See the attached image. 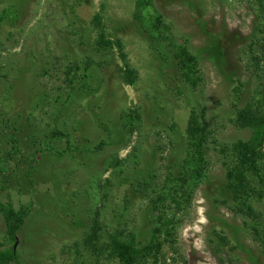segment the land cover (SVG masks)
Listing matches in <instances>:
<instances>
[{"label": "rangeland", "instance_id": "374dc122", "mask_svg": "<svg viewBox=\"0 0 264 264\" xmlns=\"http://www.w3.org/2000/svg\"><path fill=\"white\" fill-rule=\"evenodd\" d=\"M136 1L0 0V14L10 9L17 17L15 24L7 19L0 25V203L30 208L11 264H73V253L64 249L81 239L94 211L111 229H150L143 188L150 184L154 198L166 177L179 171L191 109L204 110L214 141L205 177L175 215L179 254L166 245L163 264H264L243 221L216 203L225 198L219 147L249 138L230 120L255 88L243 55L254 27L253 2L151 0L144 15L161 16L175 41L186 42L199 61L201 82L192 89L134 24ZM99 12L105 32L121 40L127 63L138 73L133 86L118 78L122 61L116 52L98 57L91 51L90 23ZM88 57L100 65L89 71V90L76 84L67 100L63 67ZM132 109H139L140 128L127 137L120 113ZM55 128L66 129L76 148L62 158L54 152L66 149L64 141L45 137ZM101 142L106 146L94 152ZM114 159L120 164L109 166ZM254 206L264 215V202ZM214 232L224 233L236 250L216 255ZM8 246L0 216V249Z\"/></svg>", "mask_w": 264, "mask_h": 264}, {"label": "trees", "instance_id": "16d2710c", "mask_svg": "<svg viewBox=\"0 0 264 264\" xmlns=\"http://www.w3.org/2000/svg\"><path fill=\"white\" fill-rule=\"evenodd\" d=\"M256 13L252 33L243 49L246 59V70L255 82L252 95L242 107L235 106V117L230 124L238 131H248L247 140H238L229 145L219 147L218 154L223 170L225 186L224 199L217 201L219 206L227 208L234 217L243 221V230L264 255V215L255 208V204L264 202V0H250ZM151 5V0H137L133 12V22L139 30L150 40V48L162 61L171 62L179 75L181 82L192 89H196L200 82L199 61L188 48L186 42L177 43L170 34V28L164 25L161 16L146 17L144 12ZM74 5L71 6L73 14ZM103 11V7H101ZM3 10L0 14V25L4 20L16 23L17 17ZM102 12L95 14L91 20V32L94 38L90 42L91 51L98 57H109L117 53L122 61L117 76L126 86H133L138 80V73L127 63V55L120 39L109 36L103 28ZM82 45V44H81ZM159 45L160 48H157ZM162 47V49H161ZM59 63L60 60L56 59ZM60 64V63H59ZM93 67H100L90 57L83 61H68L63 67L62 84L67 93V100L75 91L87 92L89 71ZM61 91V89H58ZM240 87L233 90L238 99ZM204 110L191 109L184 136V158L176 174L166 177L161 188V194L149 197L150 184L143 188L144 196L148 199L152 219L147 218L149 224L146 232L131 231L121 227L110 228L101 221L100 212L94 211L89 218V226L79 241L65 247L73 253V264H163L164 248L176 254L177 223L175 215L181 210L183 203H188L194 185L205 177L208 162L206 160L209 145L212 144L213 131L210 128ZM141 115L139 109H132L120 113L121 128L125 136L131 137L140 128ZM173 130V128H172ZM65 131V132H64ZM57 128L49 132L46 138H53L66 144L64 151L54 152L57 158L71 153L73 144L69 140L66 129ZM213 140V141H212ZM106 144L101 142L94 152L101 151ZM40 153V151L38 152ZM116 159L109 166H117ZM106 172V171H105ZM120 174V171H119ZM105 185L108 187L109 181ZM152 190V188H151ZM103 200L107 196L103 194ZM30 208L23 206L15 210L11 203H0V216L5 225V235L9 243L8 248L0 249V264H11L17 261L14 251L17 236L29 215ZM147 235L144 240L141 236ZM214 252L223 253L224 249L233 252L236 247L222 232H214ZM87 261V262H86Z\"/></svg>", "mask_w": 264, "mask_h": 264}, {"label": "water", "instance_id": "95a60500", "mask_svg": "<svg viewBox=\"0 0 264 264\" xmlns=\"http://www.w3.org/2000/svg\"><path fill=\"white\" fill-rule=\"evenodd\" d=\"M14 249H15V247H14Z\"/></svg>", "mask_w": 264, "mask_h": 264}]
</instances>
